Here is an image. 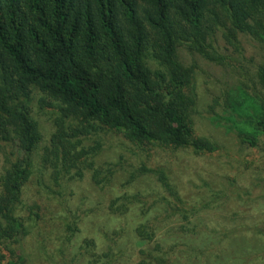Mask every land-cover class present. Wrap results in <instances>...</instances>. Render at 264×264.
Returning <instances> with one entry per match:
<instances>
[{
	"label": "trees",
	"instance_id": "obj_1",
	"mask_svg": "<svg viewBox=\"0 0 264 264\" xmlns=\"http://www.w3.org/2000/svg\"><path fill=\"white\" fill-rule=\"evenodd\" d=\"M242 39L253 48L248 59ZM183 50L232 72L237 86L214 121L251 148L263 145L264 0H0V264H33L27 239L42 217L24 201L32 177L65 212L56 257L40 245L53 264H264L256 185L248 215L232 206L223 217L225 195L241 196L237 188L187 197L173 170L152 164L154 149H220L195 130L196 67ZM35 92L57 110L42 151L29 106ZM111 137L115 160L96 166ZM87 175L100 190L116 180L152 184L116 197L99 236L74 244L73 254L92 212L82 217L69 201Z\"/></svg>",
	"mask_w": 264,
	"mask_h": 264
},
{
	"label": "rangeland",
	"instance_id": "obj_2",
	"mask_svg": "<svg viewBox=\"0 0 264 264\" xmlns=\"http://www.w3.org/2000/svg\"><path fill=\"white\" fill-rule=\"evenodd\" d=\"M242 42L247 49L246 57L248 59L251 57L253 48L247 40L242 39ZM181 55L186 65H195L196 67L194 84L198 99L194 115L195 130L201 137H208L216 141L220 149L213 154L201 156H196L191 150L154 149L152 151V164L155 166L165 165L170 170H173L178 184L186 192H189L187 197L200 189L206 191L208 196L210 187L222 194L226 192V188L230 190L237 188L241 192V196L229 194L227 197L225 195L226 204L223 209L227 212H222L219 215L231 216V212L228 211H231L232 206L242 211V214L246 213L248 215V187L256 185V190L259 194L256 197H252V199L264 202V193L261 194V191H264V138L261 139L263 145L251 148L241 143L234 135L228 132L227 126V128H224V120L220 118L216 120L217 122L214 121V119H218L216 114L222 115L220 103H222L224 93H228L237 86L236 78L231 75L232 72L208 63L199 56H192L186 50H183ZM42 98L43 96L35 92L29 103L32 116L39 124L43 136L39 151H42L49 144L55 132L54 117L57 113V110L52 108L51 102L45 101L41 103ZM214 101H217L216 104L219 107L217 106L214 109V113L210 114L209 105L214 104ZM116 141L111 137L109 146L105 147V150L107 148L108 150L103 152L96 160V166H103L106 162L115 160L114 151L119 150L118 146L114 145L117 143ZM11 150L10 148L8 151L11 152ZM3 161V154L0 152V173ZM190 182L195 184L192 186ZM151 184L152 180L140 179L132 188H128L123 186V180H116L110 187L111 189L100 190L92 184L88 175L83 181L75 183L72 189L74 196H71L69 205L82 217H85L89 212H92V215L91 219L87 220L85 218L83 232L73 239L70 249L71 253L74 254V244L79 246L86 238H92L94 234L99 236L100 229L107 225V210L116 197L122 196L125 192L129 194L135 193ZM205 184L208 186L205 187ZM45 191H41V188L36 186L34 177L26 184L25 204L40 206V215L42 217V222L38 225V229L27 239V248L32 255L33 264H53L49 258L46 260V254L40 250V245L43 242L47 255L56 257V246L60 244L58 241L56 243L57 229L62 224L60 218L63 219L65 217V212L59 207L55 197L47 195ZM195 200L194 198L191 202ZM240 200L246 203L241 208L235 203V201L238 202ZM93 218H95V221H93ZM39 230L42 233L39 234ZM83 262L84 260L81 261V263Z\"/></svg>",
	"mask_w": 264,
	"mask_h": 264
}]
</instances>
